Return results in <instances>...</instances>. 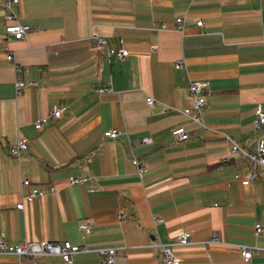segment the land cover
Here are the masks:
<instances>
[{
    "label": "crops",
    "instance_id": "crops-1",
    "mask_svg": "<svg viewBox=\"0 0 264 264\" xmlns=\"http://www.w3.org/2000/svg\"><path fill=\"white\" fill-rule=\"evenodd\" d=\"M14 11L8 21L0 2V236L70 242L83 248L73 264H102L106 248L118 250L117 264H165L161 245L189 231L190 246L172 247L182 264H264V232L255 233L264 227V172L244 186L249 164L231 156L230 140L250 151L264 140L255 123L264 110V0H23ZM14 24L32 30L16 39L6 32ZM94 32L128 57L93 52ZM6 51L38 87L17 93ZM191 82L208 83L203 126L184 114ZM54 107L63 116L36 131ZM179 125L188 140L175 138ZM111 129L122 136L106 138ZM20 139L29 148L16 157ZM134 156L148 168L142 179ZM23 179L56 193L25 202ZM214 232L223 244L205 248ZM244 246L258 249L248 263ZM36 262L64 264L0 253V264Z\"/></svg>",
    "mask_w": 264,
    "mask_h": 264
},
{
    "label": "built area",
    "instance_id": "built-area-1",
    "mask_svg": "<svg viewBox=\"0 0 264 264\" xmlns=\"http://www.w3.org/2000/svg\"><path fill=\"white\" fill-rule=\"evenodd\" d=\"M23 0H0L2 6L7 10L6 19L12 21L16 18L14 11V6L19 5ZM186 23V18L177 19V29L179 31L184 29ZM204 22L202 20L196 22L198 28L202 27ZM165 29L166 25H162ZM32 30L29 25L14 24L9 25L6 28V32L12 35L16 39H22L27 36V34ZM92 39L94 44L92 46V51L95 53H100L105 51L109 57L115 56L120 60H124L128 57L129 51L124 48H112L109 42L100 37L96 32L92 34ZM7 63L14 66L16 72V90L18 94H22L26 87H38L37 81L25 82L21 78V73L23 67L20 64L15 63L13 55L10 51L5 52V57ZM2 58L0 57V64ZM184 62H178L177 68H184ZM208 90L207 82H191L189 86L190 94L192 95L193 103L192 105L184 111V114L193 122L203 126V111L206 106V96L205 92ZM148 105H154V99L149 97L147 99ZM65 109L54 107L52 111L45 117L39 119L34 124L36 131L41 132L48 125L51 120L60 119L64 114ZM256 126H264V110L261 106L256 109ZM175 138L179 141H185L190 138V133L186 130L184 126H176L173 130ZM104 136L109 139L117 140L122 136V133L116 129H111L105 132ZM232 142L231 156H239L242 160L249 164V171L244 177L242 184L244 186L250 185L255 182L260 177V172H264V140L258 141L255 149L253 151L246 150L238 142L230 139ZM142 143L144 145L152 144L151 138H143ZM29 148V142L27 139H20L15 144L12 145L10 152L13 156L21 157ZM133 164L136 167L139 177L142 179L147 173L148 168L146 164L138 157L134 156L132 158ZM87 182L85 177H71L70 184L77 185ZM22 186L25 188L26 194L24 195V201H32L35 198H43L48 195L56 193V189L53 186L41 187L34 185L29 179L22 180ZM19 210L24 209V203L17 205ZM124 217L122 214L121 218ZM80 229L86 233L91 231V225L87 222L80 224ZM264 232V227L261 224H256L255 233L260 235ZM192 244L191 233L189 231H183L174 240L172 244L161 245L162 250V260L165 264H182L181 259L174 253L172 247H188ZM223 244L221 240V235L219 232H214L213 235L206 241L203 246L209 248L211 246ZM83 248L79 246H74L70 242H55V241H28L25 240L20 244L10 243L4 234L0 236V253L9 254L17 256L19 258H37L43 256H58L62 259L64 264H73L75 255L81 252ZM241 254L246 263L250 262L254 254L258 253L257 248L241 247ZM102 256V264H117L118 250L116 248H106L99 251ZM36 264H38L36 262Z\"/></svg>",
    "mask_w": 264,
    "mask_h": 264
}]
</instances>
